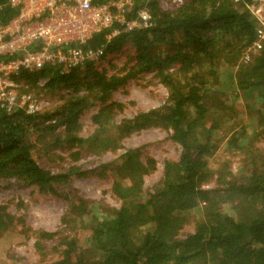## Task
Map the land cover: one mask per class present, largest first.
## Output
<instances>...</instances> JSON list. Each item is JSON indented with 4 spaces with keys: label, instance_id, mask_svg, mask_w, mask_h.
Here are the masks:
<instances>
[{
    "label": "trees",
    "instance_id": "16d2710c",
    "mask_svg": "<svg viewBox=\"0 0 264 264\" xmlns=\"http://www.w3.org/2000/svg\"><path fill=\"white\" fill-rule=\"evenodd\" d=\"M250 1L184 0L163 9L160 0H145L150 26L109 40L104 29L84 44L104 46L100 62L129 48L113 72L90 60L67 73L58 64L22 72L19 93L51 99L35 114L0 107V188L33 186L68 207L62 227L48 231L21 226L23 219L0 205V238L21 226L17 232L32 238L40 264H264V150L256 146L264 139V43L251 47L257 24ZM16 13L0 0V26ZM149 72L166 88V100L117 121L125 105L111 94ZM239 94L252 101L245 104L248 125L233 112ZM96 102L93 131L81 137L79 118ZM147 129L166 131L180 148L150 186L144 176L155 160H142L139 148L93 169L76 163L83 153L115 152L122 139ZM221 145L237 156L235 171L229 160L213 159ZM37 149L58 159L55 149L64 150L70 162L51 171L35 159ZM109 169L118 175L110 186L117 207L85 199L69 184L72 176H104ZM5 260L22 264L13 252Z\"/></svg>",
    "mask_w": 264,
    "mask_h": 264
},
{
    "label": "rangeland",
    "instance_id": "374dc122",
    "mask_svg": "<svg viewBox=\"0 0 264 264\" xmlns=\"http://www.w3.org/2000/svg\"><path fill=\"white\" fill-rule=\"evenodd\" d=\"M129 53V48L118 51L104 61L96 62V68L104 69L111 73L123 64ZM166 97V88L159 82L154 73L149 72L127 79L124 84L111 94L110 100H116L125 105L123 111L116 115V120L118 121L123 117H131L139 110L158 107L163 104ZM39 99L45 101L46 106L50 104L49 99L51 98L49 96L39 97ZM248 102H252L250 97L239 94L233 109L236 120L246 125L249 124L245 113V104ZM99 106L100 104L96 102L80 116L81 129L79 135L81 137H86L93 131L91 116ZM233 120L235 119H229L228 124ZM256 146L263 151L264 139H261ZM134 148L140 149L142 160L146 157L155 160L154 170L144 176L145 187L157 181L162 172L163 161L176 159L180 149L177 144L169 139L166 131L147 129L122 139L119 149L115 152H106L101 155L83 153V157L76 163L81 164L83 169L97 168L106 163L114 162L124 152ZM224 151L225 148L221 145L213 159L217 161L219 159L229 160L232 163L233 171H235L239 166L237 156L225 154ZM54 153L60 155L62 159L47 157L42 150L33 151L35 159L42 167L51 171L66 169L70 162L67 152L55 149ZM99 170L97 169L95 172ZM114 176L118 175L109 169L104 176H100L98 173L87 174L82 178L72 176L69 184L73 191L85 199L93 200L109 207H117V200L110 194V186ZM206 187L210 188L212 185L207 184ZM0 205H5L10 213L20 216L24 221V223H21L23 227L55 231L62 227L61 217L67 210L68 202L61 197L41 194L33 186L20 187L12 185L0 188ZM21 226H18L16 230L18 231ZM186 230H190V227H187ZM17 231L8 232L0 238V264H6L5 257L9 252L16 254L22 264H40L39 256L32 247V238H26L25 234H22L23 232L19 233Z\"/></svg>",
    "mask_w": 264,
    "mask_h": 264
},
{
    "label": "built area",
    "instance_id": "2783aa9c",
    "mask_svg": "<svg viewBox=\"0 0 264 264\" xmlns=\"http://www.w3.org/2000/svg\"><path fill=\"white\" fill-rule=\"evenodd\" d=\"M135 1L8 0L17 13L0 26V107L6 112L20 108L29 114L46 108L45 101L18 92L16 80L21 73L36 72L53 64L67 73L84 61L100 62L104 46H84L94 34L107 29L105 39L109 40L120 32L151 25L145 0H138L143 5L134 9ZM183 2L160 0V5L173 9ZM247 8L257 24L251 47L259 49L264 43V0H251ZM131 9L133 12L128 15Z\"/></svg>",
    "mask_w": 264,
    "mask_h": 264
}]
</instances>
